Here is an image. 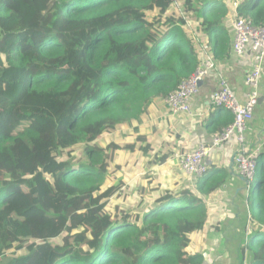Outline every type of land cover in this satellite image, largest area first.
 <instances>
[{"label":"trees","instance_id":"1","mask_svg":"<svg viewBox=\"0 0 264 264\" xmlns=\"http://www.w3.org/2000/svg\"><path fill=\"white\" fill-rule=\"evenodd\" d=\"M45 1L44 13L0 0V264H203L192 236L208 227V198L228 174L210 169L194 189L169 190L129 178L120 154L145 159L153 107L210 54L229 55V8ZM238 13L261 26L264 0ZM233 121L225 114L209 129ZM117 133L129 142L104 141ZM256 171L240 264H264V153Z\"/></svg>","mask_w":264,"mask_h":264},{"label":"crops","instance_id":"2","mask_svg":"<svg viewBox=\"0 0 264 264\" xmlns=\"http://www.w3.org/2000/svg\"><path fill=\"white\" fill-rule=\"evenodd\" d=\"M222 1L230 8L236 0ZM225 27L230 36L229 55L223 60H216L210 54L214 68L203 78L199 92L192 100V116H172L163 101L150 111L143 125L147 138L145 144L149 153L145 155V159L140 153L130 156L132 170H124L130 172L127 174L133 179L142 177L138 174L144 166L139 162L142 164L146 162L151 165V169L147 172L149 173L147 181L153 179L154 182H162L169 190L180 191L196 187V182L188 179L182 171L180 158L197 150L200 145L209 147L214 134L218 133L212 132L209 125L217 122L225 114L232 115L229 111L225 112L221 108L212 106L211 95L221 90V82L225 80L241 104L248 101L249 88L246 79L252 69L255 52L251 44L247 46L242 56H236L233 52L235 31L231 10L230 17L225 21ZM259 96V103L246 133L245 145L231 138L220 147L211 150L206 157L208 170L223 171L228 174V178L218 193L208 198L210 209L208 227L192 236L191 250L202 253L203 264H240L239 253L252 233V229H248L251 184L240 176L236 159L239 155L260 156L264 153V61ZM123 142L124 140L120 141L122 144ZM155 158L159 159L155 160Z\"/></svg>","mask_w":264,"mask_h":264},{"label":"built area","instance_id":"3","mask_svg":"<svg viewBox=\"0 0 264 264\" xmlns=\"http://www.w3.org/2000/svg\"><path fill=\"white\" fill-rule=\"evenodd\" d=\"M239 6L240 2L236 0L231 8L235 31L233 52L236 56H242L249 44L252 45L255 52L252 59L253 66L246 79V85L249 88L248 101L241 104L225 80L221 82V90L211 95L212 106L229 111L233 115L234 121L221 132L214 134L209 147L200 145L197 150L180 158L182 171L192 181H196L207 173L206 157L211 150L220 147L231 138H235L239 144L245 145L246 133L259 103L260 77L264 61V24L255 26L249 18L240 16ZM212 68H214V63L209 55L189 78L164 98L163 103L172 116H192V100L199 92L201 81ZM258 158L259 156L255 154L239 155L236 159L239 174L248 184L255 182Z\"/></svg>","mask_w":264,"mask_h":264},{"label":"rangeland","instance_id":"4","mask_svg":"<svg viewBox=\"0 0 264 264\" xmlns=\"http://www.w3.org/2000/svg\"><path fill=\"white\" fill-rule=\"evenodd\" d=\"M28 4H30V5H32V6H34L35 8H37L38 10H40V11H42V12H46L47 10H48V8H49V2H47V1H45V0H25ZM234 3V2H233ZM241 4H242V2H240V6H241ZM239 6V7H240ZM231 8H232V5H231V7L229 8V10H231ZM110 139H113V140H116V141H118L119 143H120V141H123L124 140V142L126 141L127 143L129 142L128 140H125L124 138H122L118 133L117 134H112L111 136H108V137H106L105 139H104V141L105 142H107V141H109ZM103 141V142H104ZM123 142V143H124ZM104 144H107V143H104ZM120 158L122 159L121 160V162L120 163H123L124 165H123V170H132V167H131V165H130V163H131V159L129 158V157H127L126 155H125V153H121L120 154ZM133 162V161H132ZM140 164V163H139ZM141 165H144V168L142 169V171H140L139 172V174H138V176H144V175H146L147 174V176H148V178H149V173H147L148 172V170H150L151 169V165H149V164H146V162H145V164L143 163H141ZM137 167V166H136ZM127 173H129V172H127ZM133 176H136V175H133ZM131 176H129V178H130ZM258 176L255 178V183H254V185H257L258 184ZM144 183H147L148 184V181L146 180ZM148 188H149V186H148ZM149 191V190H148ZM4 262H7V260H5Z\"/></svg>","mask_w":264,"mask_h":264},{"label":"clouds","instance_id":"5","mask_svg":"<svg viewBox=\"0 0 264 264\" xmlns=\"http://www.w3.org/2000/svg\"><path fill=\"white\" fill-rule=\"evenodd\" d=\"M254 183V182H253ZM252 184V183H251Z\"/></svg>","mask_w":264,"mask_h":264}]
</instances>
